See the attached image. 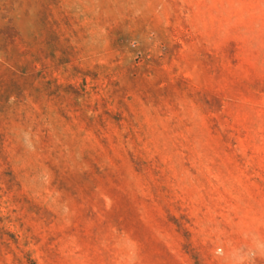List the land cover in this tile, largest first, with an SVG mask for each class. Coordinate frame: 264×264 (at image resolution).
I'll return each mask as SVG.
<instances>
[{
  "label": "rangeland",
  "instance_id": "1",
  "mask_svg": "<svg viewBox=\"0 0 264 264\" xmlns=\"http://www.w3.org/2000/svg\"><path fill=\"white\" fill-rule=\"evenodd\" d=\"M0 30V90L31 63L0 264H264V0H0Z\"/></svg>",
  "mask_w": 264,
  "mask_h": 264
},
{
  "label": "trees",
  "instance_id": "2",
  "mask_svg": "<svg viewBox=\"0 0 264 264\" xmlns=\"http://www.w3.org/2000/svg\"><path fill=\"white\" fill-rule=\"evenodd\" d=\"M7 28L12 31L11 35L9 36V41L11 42L12 46L16 47L18 46V43H22V37L15 29V26L11 25V26H7ZM0 33H2L1 30ZM21 50H22L21 52L22 56L27 55L29 52L28 49L25 47L22 48ZM30 64L31 63L27 59H23V60H17V62L12 65V67L14 68V72L12 78L8 81L9 85L2 86V89L0 90V92L3 93V95L5 94L11 95L16 91L25 90L27 84L30 83V81L28 80Z\"/></svg>",
  "mask_w": 264,
  "mask_h": 264
}]
</instances>
